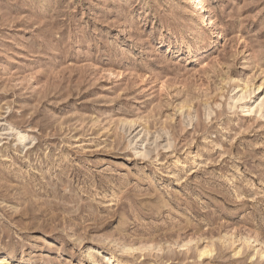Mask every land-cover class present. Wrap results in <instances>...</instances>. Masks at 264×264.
<instances>
[{
	"label": "rangeland",
	"instance_id": "rangeland-1",
	"mask_svg": "<svg viewBox=\"0 0 264 264\" xmlns=\"http://www.w3.org/2000/svg\"><path fill=\"white\" fill-rule=\"evenodd\" d=\"M198 1L0 0V264H264V0Z\"/></svg>",
	"mask_w": 264,
	"mask_h": 264
},
{
	"label": "bare ground",
	"instance_id": "bare-ground-1",
	"mask_svg": "<svg viewBox=\"0 0 264 264\" xmlns=\"http://www.w3.org/2000/svg\"><path fill=\"white\" fill-rule=\"evenodd\" d=\"M192 1V0H191ZM194 2H196L197 4H200L199 3V1L198 0H193ZM196 5V4H195ZM200 7H202V6H200ZM248 240V239H247ZM181 246H186V244H182ZM123 249H125V247H123ZM127 249V248H126ZM264 252V251H263ZM199 253H200V256H205V255H208V254H210L211 253V249L210 248H208V246H205V247H203L200 251H199ZM108 260H109V258H108ZM95 264H97V263H95Z\"/></svg>",
	"mask_w": 264,
	"mask_h": 264
}]
</instances>
